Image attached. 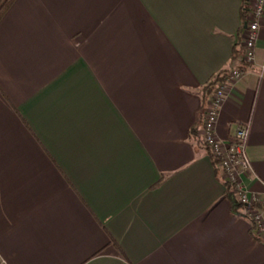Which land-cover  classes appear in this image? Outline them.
<instances>
[{
	"label": "crops",
	"instance_id": "crops-1",
	"mask_svg": "<svg viewBox=\"0 0 264 264\" xmlns=\"http://www.w3.org/2000/svg\"><path fill=\"white\" fill-rule=\"evenodd\" d=\"M245 2L14 1L0 20L3 264H264L191 136L204 88L243 71L216 133L249 124L244 184L264 214V17L246 66Z\"/></svg>",
	"mask_w": 264,
	"mask_h": 264
},
{
	"label": "built area",
	"instance_id": "built-area-1",
	"mask_svg": "<svg viewBox=\"0 0 264 264\" xmlns=\"http://www.w3.org/2000/svg\"><path fill=\"white\" fill-rule=\"evenodd\" d=\"M246 28L244 33V58L246 66L255 62L260 22L264 17V0H248L245 4ZM243 71L237 69L228 73L224 81L218 84L210 95L201 129V140L218 160L226 183L234 187L237 202L245 208V217L251 222L256 235L264 242V214L256 208L258 198L252 196L244 184V177L252 171L247 155L249 124L239 125L228 142L222 141L216 133L219 114L228 92ZM0 264H3L0 261Z\"/></svg>",
	"mask_w": 264,
	"mask_h": 264
},
{
	"label": "trees",
	"instance_id": "trees-1",
	"mask_svg": "<svg viewBox=\"0 0 264 264\" xmlns=\"http://www.w3.org/2000/svg\"><path fill=\"white\" fill-rule=\"evenodd\" d=\"M15 0H0V20L2 18V16L5 14V12L11 7V5L14 3ZM248 0H246L245 4L247 3ZM228 74L226 75H220L217 78H215L208 86H206L203 90V95H204V99L205 101H208L210 95L214 92V90L216 89V87L218 86L219 83H221L222 81L225 80V78L227 77ZM191 136L193 138V140L196 142V144H202V140L199 136V128L196 127L192 132H191ZM207 148V147H206ZM209 150V149H208ZM211 156L214 158V165L216 168H218V160L212 155V153H210ZM227 186V191L229 193V195H233V197L235 196L236 199H238V196L234 190V187L229 185L228 183H226ZM240 208H244L243 205H239ZM256 208L259 207V204L257 206H255ZM245 209V208H244ZM254 230V229H253ZM255 232V231H254ZM253 235L255 236V238L259 241L260 238L256 235V232L253 233ZM262 242V241H261Z\"/></svg>",
	"mask_w": 264,
	"mask_h": 264
},
{
	"label": "water",
	"instance_id": "water-1",
	"mask_svg": "<svg viewBox=\"0 0 264 264\" xmlns=\"http://www.w3.org/2000/svg\"><path fill=\"white\" fill-rule=\"evenodd\" d=\"M247 26L245 25V28H246Z\"/></svg>",
	"mask_w": 264,
	"mask_h": 264
}]
</instances>
